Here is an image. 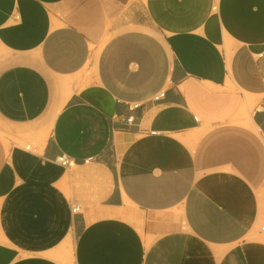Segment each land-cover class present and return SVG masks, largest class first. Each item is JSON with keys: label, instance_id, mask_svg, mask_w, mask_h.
<instances>
[{"label": "crops", "instance_id": "1", "mask_svg": "<svg viewBox=\"0 0 264 264\" xmlns=\"http://www.w3.org/2000/svg\"><path fill=\"white\" fill-rule=\"evenodd\" d=\"M263 227L264 0H0V264H264Z\"/></svg>", "mask_w": 264, "mask_h": 264}, {"label": "built area", "instance_id": "2", "mask_svg": "<svg viewBox=\"0 0 264 264\" xmlns=\"http://www.w3.org/2000/svg\"><path fill=\"white\" fill-rule=\"evenodd\" d=\"M57 162H58V164H60L61 166H64V167H71V166H73V164H74L70 159H68V158L65 157V156H60V157L57 159ZM72 212H73V213L78 212V207H76V206L73 207ZM262 229L264 230V227H263Z\"/></svg>", "mask_w": 264, "mask_h": 264}, {"label": "bare ground", "instance_id": "3", "mask_svg": "<svg viewBox=\"0 0 264 264\" xmlns=\"http://www.w3.org/2000/svg\"><path fill=\"white\" fill-rule=\"evenodd\" d=\"M99 49H100V48H98L97 50H95V51L93 52V54H92V61H93L94 65H95V63H96V59H97V56H98V53H99Z\"/></svg>", "mask_w": 264, "mask_h": 264}, {"label": "rangeland", "instance_id": "4", "mask_svg": "<svg viewBox=\"0 0 264 264\" xmlns=\"http://www.w3.org/2000/svg\"><path fill=\"white\" fill-rule=\"evenodd\" d=\"M32 144L30 142H24L21 143L20 146H22L23 148H25L26 146H31Z\"/></svg>", "mask_w": 264, "mask_h": 264}]
</instances>
